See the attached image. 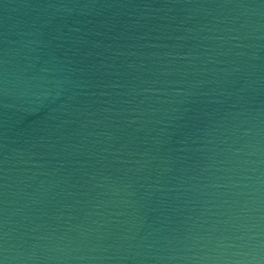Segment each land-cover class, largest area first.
I'll list each match as a JSON object with an SVG mask.
<instances>
[{
	"label": "water",
	"instance_id": "95a60500",
	"mask_svg": "<svg viewBox=\"0 0 264 264\" xmlns=\"http://www.w3.org/2000/svg\"><path fill=\"white\" fill-rule=\"evenodd\" d=\"M0 264H264V0H0Z\"/></svg>",
	"mask_w": 264,
	"mask_h": 264
}]
</instances>
